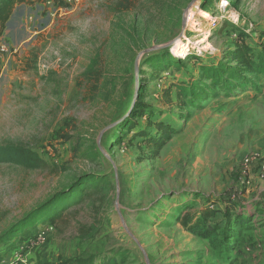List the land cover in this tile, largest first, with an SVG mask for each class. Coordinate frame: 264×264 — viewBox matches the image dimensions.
Returning a JSON list of instances; mask_svg holds the SVG:
<instances>
[{"label":"rangeland","instance_id":"1","mask_svg":"<svg viewBox=\"0 0 264 264\" xmlns=\"http://www.w3.org/2000/svg\"><path fill=\"white\" fill-rule=\"evenodd\" d=\"M0 43V146L43 161L0 162V264H264V0H38Z\"/></svg>","mask_w":264,"mask_h":264},{"label":"trees","instance_id":"2","mask_svg":"<svg viewBox=\"0 0 264 264\" xmlns=\"http://www.w3.org/2000/svg\"><path fill=\"white\" fill-rule=\"evenodd\" d=\"M38 0H0V35L3 33L6 24L8 23L12 12L16 5L24 3V4H32ZM96 59L93 58L91 62L89 63L86 70L82 73V75L87 78L88 80H92L94 78L96 81L99 80L98 71L95 68ZM255 67L257 71H263L264 72V66H261L258 68L257 64L252 65ZM259 69V70H258ZM263 69V70H262ZM15 162L18 164H23L28 167H34L38 166L41 163L43 164V161L41 162L39 156L36 152H32L27 149H23L20 147L12 146V145H4L0 146V162ZM93 176L88 175H81L77 178L75 184L70 186V188L65 189L61 192L55 193L50 199H48L45 203L39 205L37 208H35L32 212L27 214L26 217L22 220V224L28 225L29 223L33 222L36 219H39L40 217L46 216V214L50 213L54 210L55 207L60 205V203L66 198L70 197L74 193H82L83 192H94L95 189H97L100 186L99 181L91 182ZM86 196V194H83ZM209 211V210H207ZM204 212V214L201 216V219H207L209 216H212L214 214V211H209L208 213ZM57 214H52L48 217V221L53 222V218ZM16 228H13L8 234L7 239L10 241L11 236L15 233ZM23 232V230H21ZM216 232L213 230H204L202 232V236L206 239H211V241L215 242L216 239L214 238V235ZM227 242V236H225L222 240H220V243H222V246H225ZM6 264H27V262L21 260V259H8ZM33 264H86L85 260H58L57 262L48 263V262H35Z\"/></svg>","mask_w":264,"mask_h":264},{"label":"built area","instance_id":"3","mask_svg":"<svg viewBox=\"0 0 264 264\" xmlns=\"http://www.w3.org/2000/svg\"><path fill=\"white\" fill-rule=\"evenodd\" d=\"M8 51H9V49H8L7 44L5 43V45H3V44L0 43V57H1V53H6ZM1 75H2V70L0 69V76ZM39 234H40V237H41L42 233H39Z\"/></svg>","mask_w":264,"mask_h":264},{"label":"water","instance_id":"4","mask_svg":"<svg viewBox=\"0 0 264 264\" xmlns=\"http://www.w3.org/2000/svg\"><path fill=\"white\" fill-rule=\"evenodd\" d=\"M161 46H162V45H161ZM161 46H158V47H154V48H152V49H156V48H161ZM167 46H169V44H168Z\"/></svg>","mask_w":264,"mask_h":264},{"label":"crops","instance_id":"5","mask_svg":"<svg viewBox=\"0 0 264 264\" xmlns=\"http://www.w3.org/2000/svg\"><path fill=\"white\" fill-rule=\"evenodd\" d=\"M0 78H1V76H0ZM29 264H33V263H29Z\"/></svg>","mask_w":264,"mask_h":264}]
</instances>
